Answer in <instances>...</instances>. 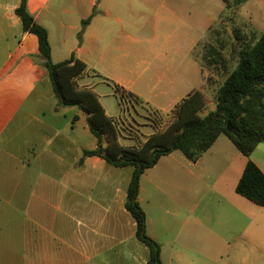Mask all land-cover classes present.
<instances>
[{
	"label": "crops",
	"instance_id": "1",
	"mask_svg": "<svg viewBox=\"0 0 264 264\" xmlns=\"http://www.w3.org/2000/svg\"><path fill=\"white\" fill-rule=\"evenodd\" d=\"M21 2L0 0V264H148L119 168L99 157L80 164L97 140L86 143V113L58 104L38 40L16 15ZM28 10L48 31L53 62L74 54L87 66L78 88L109 118L124 116L122 145L164 130L195 92L206 98L202 116L216 109L196 54L214 22L200 26L189 0H28ZM116 87L140 105L110 115L103 98L122 107ZM134 126L138 140L126 137ZM232 145L221 136L196 162L173 152L142 176L139 202L163 264H245L250 246L264 254V208L236 192L248 159ZM250 160L264 173V142ZM96 170L105 186L88 192Z\"/></svg>",
	"mask_w": 264,
	"mask_h": 264
},
{
	"label": "trees",
	"instance_id": "2",
	"mask_svg": "<svg viewBox=\"0 0 264 264\" xmlns=\"http://www.w3.org/2000/svg\"><path fill=\"white\" fill-rule=\"evenodd\" d=\"M245 1L223 0L226 9ZM16 15L22 21L23 31L38 40L41 65L48 71L58 104L78 107L87 115V124L97 140V148L85 150L80 164L88 157H99L115 168H133L125 207L136 223L137 239L150 250L148 264L163 263L160 245L147 233V216L139 202L140 184L144 173L155 167L162 157L179 151L196 162L219 137L226 136L248 159L236 192L264 208V173L250 160L258 145L264 142V32L252 41L244 37L240 30H234L235 41L231 44L228 58L223 53L226 47L223 40L218 39L220 47L208 46L204 54L207 69L201 65L209 72L204 89L215 90L216 93L214 111L202 116L206 98L202 92H195L176 107L175 119L164 130L148 137L143 143L136 142L126 147L120 142L123 132L127 131L120 126L123 121L109 118L97 95L93 91L79 89L76 84L85 73L86 64L74 54L66 61L53 62L48 31L29 12L28 0H22ZM94 15L95 11L83 22L80 40ZM222 78L223 81H220ZM116 92L133 107L140 105V100L132 94H125L118 87ZM229 124L232 132L228 130Z\"/></svg>",
	"mask_w": 264,
	"mask_h": 264
},
{
	"label": "rangeland",
	"instance_id": "3",
	"mask_svg": "<svg viewBox=\"0 0 264 264\" xmlns=\"http://www.w3.org/2000/svg\"><path fill=\"white\" fill-rule=\"evenodd\" d=\"M190 4L192 5L193 11L195 6L197 7L198 22L200 26L208 19H211L214 22L204 40L201 41L202 43L197 51L200 64H202L205 69L207 68L206 61L204 60V54L208 46L220 47L218 39L226 42V47L223 53L228 58L230 55L231 44L235 41L234 30H240L244 37L252 41L257 40L264 32V0H246L244 3L234 6L231 9L225 8L223 0H189V6ZM223 79L224 78L220 81H223ZM106 91L107 90L104 89V92ZM104 92L100 90V93ZM206 93L207 99L214 102L216 96L215 90H209ZM103 101L107 103V111L110 115L119 116L122 112H124V109L119 106V103L115 98L111 97L107 100L103 98ZM126 111H128L127 108ZM141 112L144 113L143 110H141ZM121 118L123 119L124 116L122 115ZM141 121L143 123H148V121L145 120ZM172 121L173 118H166L163 128H166V126H168ZM138 133L137 126H134L130 128L126 137H133V139L138 140ZM93 140H95V138L91 133H89L86 139L87 145H90ZM114 170H117L119 174L121 186L120 190L122 194L125 195L133 168L128 167L126 169ZM89 174L92 175V179L88 182V192H97L103 189L105 186L103 182L106 172L96 170L90 171ZM235 249H237V247H233L232 252ZM245 264H264V254H260L259 250L254 246L248 247L247 260Z\"/></svg>",
	"mask_w": 264,
	"mask_h": 264
},
{
	"label": "built area",
	"instance_id": "4",
	"mask_svg": "<svg viewBox=\"0 0 264 264\" xmlns=\"http://www.w3.org/2000/svg\"><path fill=\"white\" fill-rule=\"evenodd\" d=\"M120 103H121L122 108H125L128 105L125 99L121 98V96H120Z\"/></svg>",
	"mask_w": 264,
	"mask_h": 264
},
{
	"label": "water",
	"instance_id": "5",
	"mask_svg": "<svg viewBox=\"0 0 264 264\" xmlns=\"http://www.w3.org/2000/svg\"><path fill=\"white\" fill-rule=\"evenodd\" d=\"M228 130H229V132H232L233 131V129H232V127H231L230 124L228 125Z\"/></svg>",
	"mask_w": 264,
	"mask_h": 264
}]
</instances>
